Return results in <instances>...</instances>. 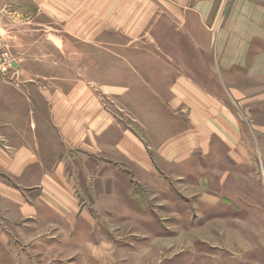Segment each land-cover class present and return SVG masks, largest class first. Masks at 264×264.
I'll return each mask as SVG.
<instances>
[{"label": "rangeland", "instance_id": "obj_1", "mask_svg": "<svg viewBox=\"0 0 264 264\" xmlns=\"http://www.w3.org/2000/svg\"><path fill=\"white\" fill-rule=\"evenodd\" d=\"M11 15L0 14L11 79H28L21 57L35 55L27 72L67 90L93 83L105 100L102 85L129 84L105 107L156 161L167 136L194 139L155 179L111 151L69 146L65 172L96 226L83 235L47 202L1 196L0 264H264V0H65ZM175 80L188 93L171 92Z\"/></svg>", "mask_w": 264, "mask_h": 264}, {"label": "crops", "instance_id": "obj_2", "mask_svg": "<svg viewBox=\"0 0 264 264\" xmlns=\"http://www.w3.org/2000/svg\"><path fill=\"white\" fill-rule=\"evenodd\" d=\"M25 1L8 0L7 4L0 2L2 10L0 14L11 15L31 10L59 11L65 4V0L59 3L51 0L46 4L35 5L39 8H34L32 6L34 4ZM78 3L81 6L80 1ZM73 10L78 12L81 9L74 7ZM9 18L15 17L11 15ZM3 24L6 22L3 23L0 16V33ZM33 56L34 59L28 57L30 60L21 57L26 60L22 66L28 79L23 80L21 76H18V79H15L16 77L11 79L0 73V197L2 196L4 202L9 204L16 201L17 191L21 190L19 193L25 198V203L37 205L40 202H47L49 204L47 211L50 213L52 210V217L54 212H57L60 214L59 221H63L64 217L73 230L76 229V232L81 230L84 235L96 224L91 212L82 207L81 204L86 201L72 189L74 186L65 172L66 163L61 157L70 150L69 146L84 148L90 153H100L109 158L111 155L106 151H111L120 155L124 162H128L133 171L148 173V176L154 179L155 175L152 173L162 175L163 171L174 164L175 156L191 155L193 151L190 147L191 140L194 138L191 135L187 137L189 131L186 128L167 136L156 146V155L160 157L158 161L151 156L140 138L122 129L118 119L106 109L105 101L111 103L114 97H125L124 95L129 92V84L126 87L114 83L102 85L109 94L105 100L100 97L93 83H81L77 80L67 90L61 87L63 85H56L50 81L47 73L36 75L31 71L27 72L30 64L37 63L39 59V56ZM140 76V80L145 81L141 73ZM36 77H41L42 80L40 82L33 80ZM19 79H22L23 83H18ZM33 81H36V84ZM145 83L147 84L144 85L145 90L160 91L155 87L156 83L155 86L146 81ZM187 85L191 86L190 82ZM186 86L177 85L175 80L169 90L176 94L188 93ZM177 101L178 96L173 95L168 103L175 104ZM189 110H193V107ZM119 131L120 134L116 137L114 133ZM182 145L184 148H181ZM34 189L35 192L42 194L38 201L32 196L31 192ZM26 207L24 205L23 208ZM31 209L32 212L38 211L36 208ZM43 218L49 219L51 216L44 215Z\"/></svg>", "mask_w": 264, "mask_h": 264}, {"label": "built area", "instance_id": "obj_3", "mask_svg": "<svg viewBox=\"0 0 264 264\" xmlns=\"http://www.w3.org/2000/svg\"><path fill=\"white\" fill-rule=\"evenodd\" d=\"M4 56H6V54H4ZM3 71H4V70H1V69H0V73L6 75V73H4Z\"/></svg>", "mask_w": 264, "mask_h": 264}]
</instances>
